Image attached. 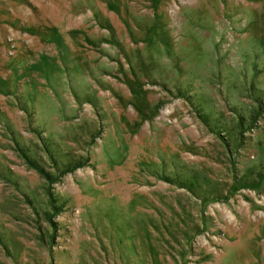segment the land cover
<instances>
[{
  "label": "rangeland",
  "instance_id": "374dc122",
  "mask_svg": "<svg viewBox=\"0 0 264 264\" xmlns=\"http://www.w3.org/2000/svg\"><path fill=\"white\" fill-rule=\"evenodd\" d=\"M0 264H264V0H0Z\"/></svg>",
  "mask_w": 264,
  "mask_h": 264
}]
</instances>
